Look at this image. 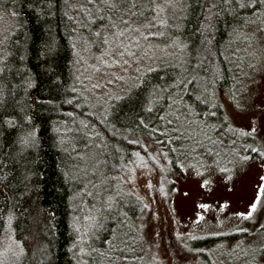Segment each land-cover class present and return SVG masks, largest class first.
Masks as SVG:
<instances>
[{"label": "trees", "instance_id": "trees-1", "mask_svg": "<svg viewBox=\"0 0 264 264\" xmlns=\"http://www.w3.org/2000/svg\"><path fill=\"white\" fill-rule=\"evenodd\" d=\"M81 1L93 13L80 0H0L12 19L0 43V236L8 227L20 245L0 264H164L140 234L144 206L126 189L123 171L138 156L151 162L148 147L167 159V190L168 173L185 171L183 147L170 134L181 99L193 104L196 122L230 142L259 145L232 125L220 96L232 99L238 36L264 20V0H178L176 27L163 40L181 44L179 57L148 66L106 101L95 99L96 68L86 51H104L103 35L127 16L115 15L121 4L114 1ZM144 2L161 29L162 0ZM94 36L98 45H84ZM253 156L264 167V150Z\"/></svg>", "mask_w": 264, "mask_h": 264}, {"label": "rangeland", "instance_id": "rangeland-1", "mask_svg": "<svg viewBox=\"0 0 264 264\" xmlns=\"http://www.w3.org/2000/svg\"><path fill=\"white\" fill-rule=\"evenodd\" d=\"M92 1L90 5L98 2ZM110 1L121 4V12L115 15L127 17L103 35L104 51H86L87 61L96 68L91 83L98 101L121 93L148 66L180 54L176 39L163 40L169 27H176L178 0H162L161 12L166 16L161 29L155 27L157 19H147L144 0ZM80 7L91 12L81 0ZM93 16L87 14L86 19L91 23ZM11 25V17L0 12V43ZM84 45H98L96 36L84 38ZM235 53L240 74L232 99L223 94L220 102L232 125L242 134L255 136L259 145L230 142L211 124L196 122L190 111L193 104L181 99L172 110L170 134L183 147L185 171L168 173L166 180L172 185L167 190L162 176L167 159L153 147L146 149L151 162L138 156L123 171V184L144 206L138 222L140 234L151 255L164 264H196L198 258L223 264H264V199H260L264 167L253 156L264 150V20L245 26ZM192 247L196 253L188 250ZM19 251V242L7 227L0 236V262Z\"/></svg>", "mask_w": 264, "mask_h": 264}]
</instances>
